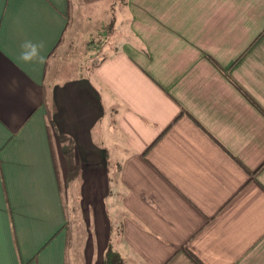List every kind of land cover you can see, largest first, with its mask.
<instances>
[{
    "label": "crops",
    "instance_id": "1",
    "mask_svg": "<svg viewBox=\"0 0 264 264\" xmlns=\"http://www.w3.org/2000/svg\"><path fill=\"white\" fill-rule=\"evenodd\" d=\"M109 247L264 264V0H0V264Z\"/></svg>",
    "mask_w": 264,
    "mask_h": 264
},
{
    "label": "clouds",
    "instance_id": "2",
    "mask_svg": "<svg viewBox=\"0 0 264 264\" xmlns=\"http://www.w3.org/2000/svg\"><path fill=\"white\" fill-rule=\"evenodd\" d=\"M23 51L21 53V59L25 62H32L38 60L40 63L44 62V57L40 55V48L38 45L31 41H25L22 45Z\"/></svg>",
    "mask_w": 264,
    "mask_h": 264
},
{
    "label": "trees",
    "instance_id": "3",
    "mask_svg": "<svg viewBox=\"0 0 264 264\" xmlns=\"http://www.w3.org/2000/svg\"><path fill=\"white\" fill-rule=\"evenodd\" d=\"M104 264H122L121 255L112 249L111 247L107 248L104 253Z\"/></svg>",
    "mask_w": 264,
    "mask_h": 264
},
{
    "label": "rangeland",
    "instance_id": "4",
    "mask_svg": "<svg viewBox=\"0 0 264 264\" xmlns=\"http://www.w3.org/2000/svg\"><path fill=\"white\" fill-rule=\"evenodd\" d=\"M85 66H87V65H85ZM87 67H90V65H89V66H87ZM84 69H86V67H85Z\"/></svg>",
    "mask_w": 264,
    "mask_h": 264
}]
</instances>
